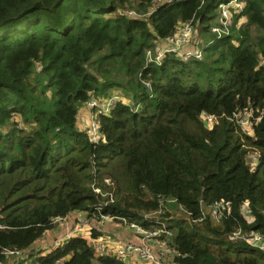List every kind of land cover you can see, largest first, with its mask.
<instances>
[{"label": "trees", "instance_id": "trees-1", "mask_svg": "<svg viewBox=\"0 0 264 264\" xmlns=\"http://www.w3.org/2000/svg\"><path fill=\"white\" fill-rule=\"evenodd\" d=\"M228 1L0 0V263L19 264L6 250L29 249L56 218L99 208L167 225L176 264H264V249L233 238L264 236V0H242L217 37ZM190 21L201 59L148 60ZM116 92L126 101L97 115L94 141L78 114ZM38 252L39 264H124L85 237Z\"/></svg>", "mask_w": 264, "mask_h": 264}, {"label": "built area", "instance_id": "built-area-1", "mask_svg": "<svg viewBox=\"0 0 264 264\" xmlns=\"http://www.w3.org/2000/svg\"><path fill=\"white\" fill-rule=\"evenodd\" d=\"M158 3L167 0H156ZM157 6V3L156 5ZM245 4L242 0H230L222 3L219 6L218 23L212 27V31L217 37H221L229 33L233 24V17L235 14H239L243 11ZM129 15H134L133 11H128ZM195 25L193 21L183 23L179 26L177 32L166 40H161L154 51L148 52V60L150 62L159 63L167 53L172 52L183 58L184 60L190 58L201 59L203 55L204 47L190 48L188 45L195 33ZM264 61V60H263ZM118 100L126 101L119 92H116L109 98H93L88 104L95 110L94 116L90 119L87 131L92 140L98 141L101 138L99 130V123L97 120L98 114L109 112L116 106ZM238 118V122L245 128H251L252 125V112L244 110L238 114H235ZM261 115L256 117L255 120L259 121ZM204 120L208 125L213 124L217 117L212 114H204ZM252 154V153H250ZM254 161H250L251 166H255V162L258 159L256 153L251 155ZM110 182L109 179L106 180ZM100 192V189H96ZM110 201H113V196L110 195ZM104 202L102 205H105ZM244 211L249 212L248 203L244 205ZM225 209H230L227 202H221L216 204L212 211L213 215L219 219L224 215ZM228 212L230 210H227ZM204 216L197 219L198 222L203 221ZM118 220L123 226L133 230L138 238V241H122L119 242L115 248H109L106 242L97 241L94 244L97 256L111 255L118 259V261L128 264L132 256H138L145 264H176L174 262L175 251L170 246L169 242L173 236V231L162 224L160 226H153L151 228H145L144 226L130 221L127 218L116 217L110 214H103L102 210L98 208L97 212L88 213L82 210L72 211L65 217H59L54 220V224H57L60 228V232L57 236L51 239L46 246V250L52 251L56 248L63 246L66 241L72 237H85L91 238L92 230L95 228L93 225L105 224L107 221ZM233 238H241L248 240L251 244L264 249V236L260 233H254L249 237L238 230L234 232ZM33 250H6L7 256L20 259L19 264H39L34 257L31 256ZM4 264V263H0ZM100 264V263H99Z\"/></svg>", "mask_w": 264, "mask_h": 264}, {"label": "crops", "instance_id": "crops-1", "mask_svg": "<svg viewBox=\"0 0 264 264\" xmlns=\"http://www.w3.org/2000/svg\"><path fill=\"white\" fill-rule=\"evenodd\" d=\"M88 112L89 110L86 107H83L80 110L78 114V124L80 127H82L81 124L84 126L86 122L89 120ZM82 115H83V118H81ZM79 121H81V124L79 123ZM93 225L97 229L96 231L99 233L97 238H93L90 240V242L93 245L97 241H104L106 242L109 248H115L116 246H118L119 242H122V241H138V238L135 235V232L123 226L118 220L107 221L105 224H98V225L94 223ZM54 229H55V232L53 234L47 233L46 231V233L42 236V238L38 239L34 243V245L36 244L35 246L36 251H40L42 255L46 254L47 252H50L46 250V246L48 245V242L51 239H53L55 236H57L60 232V228L57 224ZM93 231L94 230H92L91 233H93ZM51 235L53 236L50 237ZM128 264H145V263L138 256H132Z\"/></svg>", "mask_w": 264, "mask_h": 264}, {"label": "rangeland", "instance_id": "rangeland-1", "mask_svg": "<svg viewBox=\"0 0 264 264\" xmlns=\"http://www.w3.org/2000/svg\"><path fill=\"white\" fill-rule=\"evenodd\" d=\"M134 12V11H133ZM134 15H136V13L134 12ZM122 96V95H121ZM123 97V96H122ZM85 107L89 110V120L86 122V124L83 126L82 124H81V121H79V123L81 124V128H85V129H87L88 128V126H89V123H90V119L94 116V112H95V110H93L90 106H89V104H86L85 105ZM80 117V116H79ZM81 118H83V115L81 116ZM248 129H250V128H248ZM253 154V153H252ZM252 154H250L249 155V161H254V159H253V157L251 156ZM176 215L179 217V218H187L188 217V215H187V213L183 210V209H181L179 206H178V208H177V211H176ZM56 227V226H55ZM54 227V228H55ZM49 229V230H47V233H50V234H53L54 232H55V229ZM57 229V228H56ZM53 235H51L50 237H52ZM35 246H36V244L34 245L33 244V246L32 247H30V249H33L34 251V253H33V255L35 256V258H37L38 256H40V254H39V252L38 251H36V249H35Z\"/></svg>", "mask_w": 264, "mask_h": 264}]
</instances>
